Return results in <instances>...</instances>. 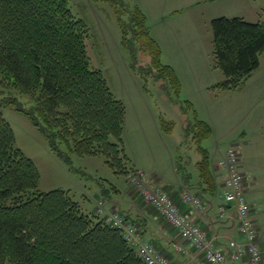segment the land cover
<instances>
[{"label":"trees","instance_id":"16d2710c","mask_svg":"<svg viewBox=\"0 0 264 264\" xmlns=\"http://www.w3.org/2000/svg\"><path fill=\"white\" fill-rule=\"evenodd\" d=\"M127 10L128 22L126 10L118 13L132 68L141 70L138 51H144L151 59L146 71L180 96V78L162 63V49L151 38L145 15L138 8ZM212 29L217 66L226 76L214 88L237 90L260 67L264 24L221 17L212 21ZM88 34L68 0H0V85L28 98L27 108L17 97L0 98V264H146L101 214H84L64 190H39V170L16 146L1 112L10 105L28 115L68 164L73 156L102 155L117 173H125V106L102 72L92 69ZM196 127L199 144L213 134L206 121L197 118ZM199 151L202 186L220 199L224 190L218 191L209 152L201 146Z\"/></svg>","mask_w":264,"mask_h":264},{"label":"rangeland","instance_id":"374dc122","mask_svg":"<svg viewBox=\"0 0 264 264\" xmlns=\"http://www.w3.org/2000/svg\"><path fill=\"white\" fill-rule=\"evenodd\" d=\"M68 2L73 15L88 28L86 45L92 69L102 72L114 96L125 106L121 147L126 172L117 173L102 155L73 156L68 164L52 151L47 138L28 115L6 105L1 112L14 130L16 146L39 170V190H64L84 214L96 215L95 209L99 211L101 207V216L106 219L112 213H131L132 196L144 200L139 188L143 192L151 186L165 192V188L179 190L180 186L186 188L188 179L193 191L200 180L197 166L203 159L200 146L209 152L211 166L237 151L242 161L239 170L247 178L246 200L253 206L256 226L264 231V53L260 56V67L241 88L233 91L214 88L226 81V76L217 66L212 29V21L221 17L264 24V0ZM127 8L131 11L138 8L145 15L152 39L163 41L164 35L165 39L169 37L166 49L171 45L172 53L166 51L162 56L164 65L176 64L180 69L189 66L182 71L180 96L169 83L156 80L155 73L146 71L151 59L144 51H138L141 70L136 72L132 68V55L123 46L118 13L126 10L123 19L128 22ZM200 84H209V88H198ZM0 93L2 99L3 95L17 97L27 108L28 98L13 89L1 84ZM197 118L215 128L212 136L201 144L196 137ZM62 148L67 150L65 146ZM220 172L225 174L223 168ZM155 174L159 175V182L158 178L153 180ZM112 201L116 202L117 210L108 209ZM214 204L216 208L210 213L220 223L219 204L215 200ZM149 237L152 238L151 233Z\"/></svg>","mask_w":264,"mask_h":264},{"label":"built area","instance_id":"2783aa9c","mask_svg":"<svg viewBox=\"0 0 264 264\" xmlns=\"http://www.w3.org/2000/svg\"><path fill=\"white\" fill-rule=\"evenodd\" d=\"M236 152L232 151L228 161L222 163L225 182L224 192L220 196L219 212L222 219L238 224L241 241L230 239L225 249L217 247V236L210 239L207 232L190 220L165 191L155 186H151V189L145 192L139 188L144 200L157 208L177 231L181 240L193 244L210 264H262L263 261L258 231L250 217V205L245 198V177L239 170L240 155ZM182 200L197 211L205 207L201 198L189 192H184ZM106 223L122 231L127 242L140 251L141 258L146 264H172L153 244L142 243L138 227L125 221L122 215L113 214L106 218ZM174 250L181 255L188 254L180 243H175Z\"/></svg>","mask_w":264,"mask_h":264},{"label":"crops","instance_id":"0c3cea01","mask_svg":"<svg viewBox=\"0 0 264 264\" xmlns=\"http://www.w3.org/2000/svg\"><path fill=\"white\" fill-rule=\"evenodd\" d=\"M156 42L160 45L162 49V56L166 54V51H168V54L170 55L172 53L170 46L168 49H166L167 44H169V37L165 39L164 35V40L160 41L159 38L156 39ZM175 56H178L179 54H175ZM169 65V64H168ZM174 68L176 73L178 74L180 80H183V72L186 71V69L189 66H185V68L180 69L178 65H169ZM183 71V72H182ZM182 82V81H181ZM209 85V84H208ZM207 84H200L197 87H203V89L208 87ZM209 88V87H208ZM205 121V120H204ZM208 123V122H207ZM211 127L213 128L214 131V126L212 123H209ZM225 160L222 159L219 162H214L212 163V171L214 172V175L217 178V184H218V189L223 191V184H224V178L223 175H221V168H220V163ZM242 162V161H241ZM243 164H242V169H243ZM136 172L143 173L141 169H134ZM144 174V173H143ZM153 180L158 178L159 182L161 179L159 178L158 174L153 175ZM186 188L180 186L179 190L176 189H167L165 188L166 192L170 195L171 199L174 201V203L180 207L182 212L188 216L189 219L193 220L196 222L198 225H200L210 236H216V234H219V243L224 246L228 243L227 238H233V239H240L239 236V230L236 225H233L229 221H220V223L216 222V218L211 216V211L216 208V205L214 204V200L216 204H219V200L217 199L216 195L215 196H210L208 193V190L206 187L202 186V180L200 178L199 183L195 188H190V185H188V179H186ZM185 191H191L193 192L192 194L194 196H198L202 198V200L205 203V208L203 211H196L194 210L190 205L184 204L182 201V194ZM133 199V205L132 209L133 210L131 213H126L124 214L126 219L133 223L136 224L140 227L141 232H142V240L143 242H151L153 243L156 248L159 250V252L165 256L167 259H169L173 264H188V262H192V264H209L207 263L206 259L199 254L195 248L192 246V244H189L187 242H184L181 240L179 237L178 233L173 229V227L161 216L159 211L146 203L142 199L134 198ZM116 202L112 201L111 208H108L109 210H117L116 207ZM98 207V206H97ZM253 208V206H252ZM95 214L97 213V208L95 209ZM252 210V214H253ZM253 219V217H252ZM256 223V221H255ZM154 226L156 227V233H154ZM264 227V226H263ZM262 234H261V245L264 247V231H262V228L259 229ZM260 232V233H261ZM152 234V238L149 237V234ZM225 235H222V234ZM183 243L185 247L189 248L190 254L187 255H180L174 252V243ZM219 245V246H221Z\"/></svg>","mask_w":264,"mask_h":264}]
</instances>
